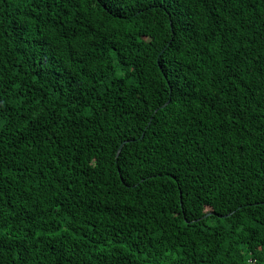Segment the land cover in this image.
Instances as JSON below:
<instances>
[{"label":"trees","instance_id":"trees-1","mask_svg":"<svg viewBox=\"0 0 264 264\" xmlns=\"http://www.w3.org/2000/svg\"><path fill=\"white\" fill-rule=\"evenodd\" d=\"M0 264H264V0H0Z\"/></svg>","mask_w":264,"mask_h":264},{"label":"water","instance_id":"water-1","mask_svg":"<svg viewBox=\"0 0 264 264\" xmlns=\"http://www.w3.org/2000/svg\"><path fill=\"white\" fill-rule=\"evenodd\" d=\"M123 145H124V144H122V146L120 147V150H119V151H121V149H122Z\"/></svg>","mask_w":264,"mask_h":264}]
</instances>
